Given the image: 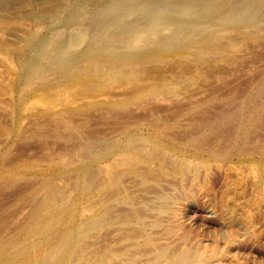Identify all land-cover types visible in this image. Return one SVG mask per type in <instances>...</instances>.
Masks as SVG:
<instances>
[{
    "label": "bare ground",
    "instance_id": "6f19581e",
    "mask_svg": "<svg viewBox=\"0 0 264 264\" xmlns=\"http://www.w3.org/2000/svg\"><path fill=\"white\" fill-rule=\"evenodd\" d=\"M39 1L43 2L44 0H5V1L0 0V11L6 10L11 6L16 7L17 4L18 5L21 4V6L23 5V7L26 6V8H28L29 5L31 6L33 3H36ZM98 1L99 0H78L79 4H81V6L83 8H85L91 4L93 6L94 5L93 3L98 2ZM109 1H113L114 4L118 5L119 7H124L125 3H126L125 2L126 0H109ZM138 1L141 3L142 6L146 7V6H151V5L157 4V3L158 4L161 3V5H162V4H164L163 2L165 0L164 1L163 0H138ZM174 1H176V3H178L179 6H180V4H182L183 5L182 7L184 8V10L178 8L175 10V11H177L175 15H173L171 17H167L165 19L166 20L165 24L167 27H169L168 29L170 30L169 32H171L170 34H168L167 31H166L167 33L165 32L166 35L163 32H162L163 34H161V35L157 33L160 36H155L154 38L152 36L151 40H149L148 39L149 37L145 39L139 33H137L138 32L137 31L134 34L132 33L131 35H129V37L126 40L124 39V42H122L123 40L120 39L121 37L118 35L121 32H119L117 34L120 38L119 37L117 39L115 38V40H112V41H107L108 39L104 40L101 37L100 42L88 44V48L81 55V58H80L81 60H79L78 62H77V59H75L72 56L74 48L72 46H69V47L64 48L62 50V52L64 53L63 55H66V57L65 58L63 57L65 60L62 59V61L61 60L59 61L60 69L56 68V70L48 71L47 68L43 65V63H35L31 66H28V61H29L28 59L33 54L32 48L34 45V41H32V42L28 41L27 43H29V44L28 45L26 44L27 46L25 47V49H23L24 45H22V44H21V47H19V48L23 49L22 51L20 49V51H21L23 61L25 64H24V66L21 64L20 65L23 66V68H24V75L20 76V77L16 76V78L14 80L12 79L13 81L10 83V88L12 89L13 92L14 91L18 92L17 94L19 95V106H20L19 110H21L22 112H26V111L30 112V109H31V114H32L31 117L34 120L33 122H35L37 124V126H36L37 128L41 129L42 128L41 126H43V127L44 126L45 127L50 126V128H52V129L47 130V129H44L45 128L44 127L41 130L49 131V133L46 135L54 137L52 140L56 139L59 142L61 141L62 145L66 144L68 142L69 143L74 142V144H76V142H77V145H75V146H78V143H80L81 145L79 144V146H81V147L82 146H84V147L89 146V144L91 146L92 142L97 140L98 137L100 139H102L100 136H102L104 134L101 135V133L99 131H101V129H102L101 126H102L103 122H104L105 126H107V127L110 124L111 125L113 124L115 127L117 126L116 128L117 129L119 128L118 129L119 136H116L117 135V133H116V135H115L116 138L111 139V138H113V137H111L110 138L111 140L106 142V144H104V145L102 144L104 147L102 146L103 148L102 147L100 148L102 150L98 151V153L96 155H93V156L89 155L90 158L86 156L89 159H87L85 157L86 158L85 160L80 161L77 164H76V162H77L76 161L74 166L73 165L68 166L65 162L66 160L64 161V159H63V156L67 153L66 152L67 149L68 148L70 149L69 146H68V148H67V146H65L66 148L63 147L64 149H61L62 145L60 146L59 150L64 151V153L66 152L65 154H63V152L59 153L58 151H57L58 152L57 153L56 150L52 151L51 149H48V148L45 151V148H44L43 151H45V153H46V155H44V156L47 159L46 161L47 162L49 161L50 168H49V171L47 172V175L42 180L37 182V184L34 185L33 188L27 189V192H28V190L30 191V193L28 194V198H29V201L30 200L32 201L30 204H32V203L34 204V205L32 204L34 209H32L33 211H31L32 214L30 213L31 214V220H28V222H26L21 227L19 234L13 233L15 235H9L8 231H7L8 234L5 232L6 228L7 227L9 228L10 224L8 223V226L6 225V228L3 227L4 226L3 224L5 223L6 219H5V216L4 217L2 216V213H1L2 206L0 205V235L3 236L5 234L2 239L6 238V239H4L5 241L3 240L4 243H1V245H0V264H78V263L89 264L91 262V260L94 261L93 264H108L107 260L109 258H107V257L109 256V254L107 252L103 251V249L105 248L104 246H103V249H101L102 251H99L98 247H96L98 249L97 250L98 252L95 251L96 249L93 250L94 253L91 250L93 255L90 254L91 253L90 250H88L89 252L87 251L89 253V255L86 254L87 252L85 253V248L87 247V244L89 243L88 242L86 244L85 241L88 240L89 237H93L95 235H98L99 233H100L99 236L104 235L101 233V230H102L101 228L102 227L106 228L104 225L112 224L115 221L113 218L115 216L114 214H111L110 215L111 217L108 215L111 213V212L110 213L108 212L109 211L108 207H110V206H108V199H110V198L107 199L106 194H108V196H109V193H111L110 195L111 196L113 195V197L118 196L117 193L119 191V188L121 187V185L124 184L125 180H127L126 177L128 178L129 175L133 176L131 178H134V177L137 178L138 177L137 179L135 178L136 180H138L140 178L141 183H143L145 185V184H147V182L149 180H155L156 182H158L164 178L172 177L173 175H179L178 177H180V176H184L186 174H189L191 172L196 174L201 168H203V167L207 168L208 166H210L209 165V164H211L210 161L214 160V163H215V160L220 159L217 157L218 154L217 155L215 154L216 153L215 151H211V150L208 151L209 148L208 149L206 148L205 142H207L209 140L205 139V138H207L208 136L204 137L206 135V133L203 137L200 136V134L198 132L200 129L199 123H197V122L196 123H189V124H192V127L190 129L191 132H190V130L186 129L185 131L186 132L188 131L190 133L187 136V138H184V139L182 138L183 133H186L184 131V129H183L184 132L182 133V131H181L180 134L176 133V131L179 132L182 129H180L179 131L178 130L174 131V129H172L174 131V133L172 132V134H169L170 132L169 133L167 132L169 134L168 135L167 133H165L162 129H160L157 126L156 123H158V121L157 122L155 121L156 122L155 123L153 121V119H151V122H148L149 120L147 121L149 123L150 129H148V131L143 132L140 129L144 125L143 121H142L143 118H139V117H141L139 115H138L139 117L137 115L134 116L131 111H133L132 108L136 106V110H137V107H139V108L141 107V108H145V109H142L144 111L147 110V112L148 111L154 112L155 110L162 107L160 105L158 107V103L162 102L163 101L162 99H164L168 103V105L171 106L172 103H170V102H172V100H168V99H171V97L173 98V97L179 96L180 94H182L184 92L186 93L188 91H191L192 87L197 88L198 86H200V85H198L199 82L205 81V79L203 80L201 78L203 81H201L199 79L201 76H205V75L210 76L211 75L213 78L212 81L214 80V82L215 81L217 82V80L215 79V77H213V75H215V74L224 75L225 73L226 74L230 73L229 69L232 68L231 66H234L235 64L236 65L233 67L234 69H238L239 67H241L242 65L239 66L241 59L239 57H237L238 54H236L237 52H235V51H237L236 48L238 49V47H236V45L239 42L246 45L248 40L251 37L255 36L254 35L255 30L253 28L255 27V24L257 22V16L260 15L261 13H264V0H236V2L231 6L232 9H234V7H235V10H237L238 8L241 9V7H244L242 9L254 8V9H252L254 13H253V15H249L246 12L244 13L243 12L244 10H240L239 12L232 10L231 12H229V14L231 13V15H232V12L233 13L236 12L234 15V20H237L238 23L240 21H245V23H246L242 27H237V26L233 27V25H232V21H234V20H232L233 17H230L229 14H228V16H227V14L224 15V12H222L220 14L219 19L217 20L220 23V27H222L221 29H223L221 31H216L213 29L202 30V28H200L199 25L191 24L190 22L186 21L185 19H183L179 15L183 11H185L186 9L191 10V9H195L196 7H199V6L206 7L211 3V0H174ZM61 2H62V0H61ZM102 2H104V0ZM165 2H167V1H165ZM167 3L165 5H162V6L165 7L167 5ZM172 3H174V2H172ZM37 5H39V4H37ZM161 5H159V6H161ZM171 5L173 6V4H171ZM98 6H100V5H98ZM100 7H102V5ZM69 8H70V6H69ZM49 9H50V7H49ZM171 9L169 10V12L171 11ZM224 9L225 8H223L222 10H224ZM31 10H33V9H31ZM99 10H101V9H99ZM54 11L55 10H53V15H54V13H56ZM108 11H110V10H108ZM172 11H174V9ZM50 12H51V9H50ZM99 12L102 13V11H99ZM104 12H106V11H104ZM207 12L208 13H206V16H205L206 19L205 20L209 19V17L212 16L211 12H209V11H207ZM47 13H49V12H47ZM88 13L89 12L87 11V15H88ZM74 15H75L74 10L72 8H70L68 11V19L70 20V22L75 20ZM93 16L94 15H92V17ZM261 16H263V15H261ZM114 17L115 16H113V15L111 17H110V15H105L104 18H98V19H94V20L91 19L92 25L88 24V26L90 25L91 29H95V31L98 32L100 36H103L102 34L105 33V29H107L106 27L108 26V24L111 22L117 21V19H114ZM83 19H81V20H83ZM42 20H41V22H42ZM122 20L120 22H122ZM129 20H131V19H129ZM88 21H86V22H88ZM39 22H40V20H39ZM41 22H40V24H41ZM123 23H124V21H123ZM36 24H38V27H40L39 23H36ZM43 24L44 23H42L41 25H43ZM85 26H83V27H85ZM92 26H93V28H92ZM133 26L135 27V25H133ZM256 26H257V24H256ZM123 27L126 28L125 25ZM128 27H130V26H128ZM188 27H190V29L192 28L191 30L193 32L191 33L190 29H189L188 32L191 33V36L189 35L190 38L187 39V37H186V40H185L184 39L185 34H183V30L185 28H188ZM258 27H260V26H258ZM111 28H109V29H111ZM170 28H172V29H170ZM81 29H83V28H81ZM86 29L88 31V28H86ZM128 29H130V28H128ZM125 30H127V29H125ZM259 31H261V30H259ZM110 32H111V30H110ZM113 32H118V31H113ZM124 32L127 33V31H124ZM188 32L186 31V33H188ZM26 33L28 34V32H26ZM108 33L109 32L107 31V34H106L107 36H108ZM17 34H18V32H17ZM22 34H25V33H22ZM111 34H113V33H111ZM154 34H156V33H154ZM125 35H127V34H125ZM19 36H17V37L20 39ZM30 36H32V35L30 34ZM54 36H56V34ZM54 36L52 38H54ZM81 36H82V34H81ZM80 37H79V39H80ZM115 37H116V35H115ZM123 37H125V36L123 35ZM21 38H23V37H21ZM57 38H58V36L55 37L53 40H55ZM83 41H84V39H83ZM250 41L248 43H252V41L251 42ZM6 42H8V41H6ZM78 42L76 44H78ZM119 42H121L123 45H125V47L121 46V48H124L123 50H121V48L118 47ZM258 42H259V40L257 41V43ZM262 42L264 45V41H262ZM163 43L168 44L169 51L164 52L162 50V48H160V47H162ZM117 44H118V46H117L118 48L116 47ZM72 45H74V44H72ZM248 45H249V47H251V44H248ZM248 45L243 46V47H247ZM9 46H10V44H9ZM254 46L256 47V45H254ZM166 47H167V45H166ZM100 48H102V49H100ZM256 48H258V47H256ZM13 50H15V48ZM238 50H241V49H238ZM0 51L2 52L1 49H0ZM3 51H5L4 53L6 55L5 56L6 58L4 57L5 58L4 61L8 65L7 67L9 69L6 71L7 72L10 71L11 74H16V70H15L16 65L14 66V64L12 63V60H10V59L15 60L14 56H16L17 53H19V50L16 49L17 52L14 55L11 53V51L9 50V48L7 47V44H6V49H4ZM252 51H253V48H252ZM259 51L262 52L263 50L260 49ZM93 52H98L100 54H95ZM247 53L249 54L250 51ZM248 54H245V55H248ZM11 56H12V58H11ZM238 56L241 57V55H238ZM248 56H250V55H248ZM253 56H255V55H253ZM32 57L35 60L34 56H32ZM243 57L245 59L246 56L243 55ZM4 58L2 56L1 59L3 60ZM54 58L56 59V57H54ZM258 58H260V57L258 56ZM253 59H251V60H253ZM150 61H154L155 65L153 66V64H152L153 67L150 65L151 63L148 64V62H150ZM253 64H256V62ZM54 66H55V64H54ZM259 66L260 65L258 64V67ZM242 67H244V66H242ZM247 67H248V65H247ZM240 69L242 70L245 68H240ZM251 69H252V67H251ZM256 70H258V69H256ZM261 70H262V68H261ZM226 71H229V72H226ZM69 72L72 73L73 76L71 75L70 79L66 80L64 78V75H66ZM234 72H236V71H234ZM241 74L243 76V73H241ZM44 78L47 79L45 82L42 81L40 84L36 85L38 83V81H41L42 79L44 80ZM256 78H257V75H256ZM260 79H261V77H260ZM218 81H222V80L219 79ZM250 81H252V83L249 82V84L250 85L252 84V86L247 84V86H249V88L247 87L249 90L247 89L248 91H246V94L241 92L244 94V96H242V94H240L238 92L240 89H237L238 91L236 93H238L240 95V98L242 96V98L240 101H238L239 98H236L237 99L236 101H238L236 106L233 105V107L230 108L229 110H226V107H224V111H223V109H222V111H218L220 109V106H218L219 107L218 110L215 108V110H217L215 112V114L213 116H211L212 115L211 114L209 117V118H212L214 116L217 117V118H215L216 122H209L213 119L212 118V119H209L208 123L207 122H201L200 125L202 124V125L208 127L209 129L212 128L213 134L215 136L216 135L219 136L220 138H223V139L225 138L227 140L228 136L233 137V140L231 138V141L234 142V146L232 145L233 147L232 146L231 147L233 148L234 151L242 153L244 151L249 150V152L251 151L250 153L252 154V150H250L249 149L250 146H248L249 142H247L245 140V137L251 136L250 134L252 133V131L250 128L253 125L252 122H254L253 121L254 117L258 116L259 118H262L263 120L261 119V121L264 122V79L259 81V83L257 81L256 84L253 83V80H250ZM224 82H226V80ZM244 82H246V80ZM209 83H210V81H209ZM195 84H197V86ZM230 84H231V82H230ZM214 85H216V84H214ZM220 85H222V84H220ZM210 86H211V84H210ZM217 86L219 87V85H217ZM212 87H210V88H212ZM220 88L221 87H219V89ZM233 88H234V86H233ZM237 88H239V87H237ZM214 90L216 91V88ZM244 91H245V89H244ZM202 92H201V95H203ZM204 92H205V90H204ZM215 93H217V92H215ZM227 93H229V92H227ZM196 94H197V92H196ZM238 94L237 95L235 94V95L237 97H239ZM179 97H178V99H180ZM205 97H208V96H205ZM213 97H214V95H213ZM183 99H184V97H183ZM167 100L170 102H168ZM187 100H186V102H187ZM174 101H175V99H174ZM186 102H185V104L187 107L188 105ZM176 103H177V101H176ZM181 103L184 104L183 101L181 102V100H180L179 104L182 105ZM191 103H194V102H192V100H191ZM191 103H189V104H191ZM210 103H208V104H210ZM212 103H214V102H212ZM233 103H235V101ZM38 104H39V106H40V104H41V106L43 104V106H42L43 108L42 107L39 108ZM173 104H175V103L173 102ZM177 104H175V105L177 106ZM230 104H232V103H230ZM161 105L164 106L165 105L164 102ZM175 105H173L174 111H175V107H176ZM217 105L218 104L213 105V106H217ZM210 106H211V104H210ZM183 107H185V106H183ZM183 107H182V109H183ZM141 108L139 110H141ZM168 108H170L169 110H171V107L168 106ZM180 108H181V106H180ZM189 108H191V107H189ZM208 108L210 109V107H208ZM165 109H166V107L164 108V110ZM184 109L186 111V108H184ZM247 109H250V111H251V112H249L250 114L246 113V111H248ZM160 110H157V112ZM204 110H205V108H204ZM172 111H173V109H172ZM213 111H214V109H213ZM133 112H136V111H133ZM141 112L142 111H140V112L138 111L139 114ZM203 112H202V114L204 116ZM155 113H156V111L154 112V114ZM145 114H146V112H145ZM148 114H149V112L147 113V115ZM158 114H160V113H158ZM200 114H201V112H200ZM190 115H192V114H190ZM196 115L197 114H195V117H196ZM199 115H198V118H199ZM206 115H208V113ZM22 116H23V114H22ZM143 116H145V115H143ZM152 116L154 117V115H152ZM155 116H157V115H155ZM147 117H149V115ZM147 117L145 120H147ZM20 119H21V117H19V119L16 123V127H14L15 128L14 136L16 138H20V136L22 135V132H24V131H22L24 126L20 125ZM171 119H172L171 121H173L175 118L174 119L171 118ZM182 119H184V118H182ZM194 119L196 121V118H194ZM203 119L201 118V121H203ZM158 120H159V118H158ZM171 121H168V122H170L169 125H171ZM186 121H190L189 119H187V116H186ZM92 122H95L96 127H97L98 123L99 124L102 123V124H100V128H99L100 130L98 129L99 131H96V129H92L91 126H89L90 123H92ZM105 122L106 123L108 122L110 124H108V123L106 124ZM159 122H160V120H159ZM104 124H103V126H104ZM160 124H161V122H160ZM160 124H158V125H160ZM178 124H179V122H178ZM259 124H260V122H258V125ZM181 125H183V124H181ZM254 125H256V123ZM254 125L252 127L253 129L255 127ZM204 126H202V127H204ZM36 127L34 126L35 129H36ZM105 129H106V127H105ZM107 129H109V128H107ZM166 129H167V127H166ZM260 130H262V129H260ZM34 131L35 132H32V133H36L37 131H39L38 134H41V131L39 129L34 130ZM248 131L250 134L248 133ZM29 132H27V133L25 132V133L28 134ZM254 132H256V134H258L257 130ZM25 133H23V134H25ZM45 133H47V132H45ZM247 133H248V135H247ZM262 133H264V132H262ZM114 134H115V132H114ZM207 134L209 135V133H207ZM211 134L212 133H210V135ZM106 135H108V133ZM186 135H184V136H186ZM210 135H209V137H210ZM214 135H212L213 138H216V137H214ZM180 136H181V138H179ZM212 136H211V140H212ZM258 139H259V137H258ZM46 140H48V139H46ZM49 140H51V138ZM226 140H223V142L221 143L222 147L219 148V146H217V149L218 148L220 149V153H223L225 155L224 156L225 158L230 154V152H232V151H229L228 149H226V148H229L228 145L224 146L223 143ZM247 140H249V138ZM251 140L252 139L250 138V141ZM46 142H45V144L43 142L42 143H43V145H45V147H46V145H47V147H49L47 144L48 142L47 143ZM59 142H57V143H59ZM252 142H250V143L252 144ZM20 143H22V142H20ZM26 143L28 144V142H26ZM26 143L24 142V146ZM208 143L212 144L211 141H209ZM208 143H207V146L209 145ZM16 145L18 146V143ZM218 145H220V142ZM28 146H30V145H27V147ZM52 146H54V144ZM75 146L73 145L72 147H75ZM210 146H213V145H210ZM22 147H23V145H22ZM38 147H39V145H38ZM43 147H42V149H43ZM72 147L70 149L71 151L73 150ZM224 147H226V148H224ZM78 148H80V147H78ZM18 149H19V147H18ZM75 149H77V147ZM189 149H192L194 152V153H192L193 155H191V158H189V155L186 153V150H189ZM217 149H215V150H217ZM252 149H254V148H252ZM255 149H257V148L255 147ZM257 150H259V149H257ZM22 152H23V150H22ZM253 152H254V150H253ZM9 153H10V151H9ZM43 154L44 153H42V155ZM55 154H58L59 156H57V158H60V160L57 163L54 162V159H55L54 155ZM68 154H69V152H68ZM68 154H66V155H68ZM15 155H13V156H15ZM19 155H20V153H19ZM232 155H234V154H231V156ZM37 157H39V156H37ZM235 157L237 158V156H235ZM26 158H27V156H26ZM239 158L237 160H239ZM7 159H9V158L7 157ZM30 159H32V158L30 157ZM222 159H223V156H222ZM11 160H13V159H11ZM109 160H113L115 163L118 164V166H117V164L116 165H114V164L109 165L108 164ZM106 161H108L107 164L109 165V167L106 166V168H104V166H102L104 168L103 169L101 167L103 169V171H100L97 169L100 173H102V172L104 173L105 179L101 180L100 179L101 176H99V179H97V181H95L94 175L95 174L98 175L99 172L96 171V172H98V174L96 172L94 173V171L96 170V168H94V167H97V166H99L98 164H100L102 162H106ZM6 162L7 163L10 162V159H9V161H6ZM13 163H15V162H13ZM216 163H217V161H216ZM29 164H30V162H29ZM6 165H9V164H6ZM31 165H32V163H31ZM35 165H37V164H35ZM1 166H3V164ZM251 167L253 170H257L258 173H260V178L257 182V186H259L260 184H262V181L264 180V171L262 170L263 167L261 168L260 165L256 162H252ZM93 169H95V170H93ZM0 170H1V168H0ZM33 170H34V166H25L23 168L16 169L12 173H7L4 175L1 174L0 175V182L5 177H7L8 179H14L15 180V178L18 176H28V175L32 174ZM68 173L72 174V175L69 174L70 177L71 176L73 177L74 175H76V180H77V178L79 180V183L77 181L78 185L76 182L72 183V184H75V188L78 187L75 190V192H74V188H73L74 186L68 185L70 183L69 179L66 178L68 175L65 176ZM33 175H35V174H33ZM255 175H256V173H255ZM36 176L34 177V179L36 178ZM64 176L68 180V184L66 183L67 182L66 180L65 181L62 180V178H64ZM26 178H27L26 181H28V183L31 184V182L33 180L29 182V180H28L29 178L28 177H26ZM74 178H75V176H74ZM74 178L72 180L75 181ZM140 179L138 180L139 182H140ZM182 179H184V177H182ZM14 180H12V181H14ZM24 180L25 179H23V181ZM98 180H101L103 182L98 181ZM23 181H20V182L22 183ZM63 181H64V183H66L70 187L69 189L73 190L74 195H72V196L70 195L72 193L71 190L69 191L67 189L71 193L67 192V190L63 191L64 188L67 186L66 184L63 185ZM137 182L135 184H137ZM60 183H61V185H60ZM168 183H170V182H168ZM6 184L7 183L4 184L5 190H6ZM10 184H8V186ZM93 185H96L95 186L96 190L98 189L96 192L97 195L96 196L93 195L94 199H90L91 191H93L92 189H95V188H93L94 187ZM16 186L18 187V185H16ZM2 187H1V189L4 190L3 189L4 187L3 188ZM29 187H30V185H29ZM14 188L16 189V187H14ZM20 188L22 189V185ZM121 188H123V187H121ZM143 188H145V187H143ZM2 190H1L0 197L4 194V193L2 194ZM141 190H142V188H141ZM62 191H63V193H62ZM18 192H19V190H18ZM14 193H15V191H14ZM66 193H69L70 196H68V195L65 196ZM23 195L25 196V195H27V193L22 194L21 196H23ZM10 196H11V194H10ZM10 196L8 195L6 197H10ZM21 196H20V198H21ZM25 197H27V196H25ZM144 197H146V196H144ZM20 198L17 197L16 200L17 199L20 200ZM133 198L134 197L129 195V193H128L127 195L119 197L118 199H120L124 202H127V203L136 204L134 201H136L137 199L134 200L135 198L134 199ZM1 199H2V197H1ZM1 199H0V201H1ZM8 199L10 200L8 204H11V201L13 199L12 200L10 198H8ZM8 199H7V201H8ZM24 199H26V198H24ZM24 199L22 201L20 200L21 202L20 201L19 202L20 203H22L23 201L25 202ZM14 200H15V196H14ZM18 200H17V202H18ZM7 201H6V203H7ZM3 203H4L3 208H5L6 203L5 202H3ZM12 203H13V205L16 204V203H14V201ZM25 203L29 204V202L28 203L25 202ZM8 206H10V205H7V207ZM14 206L17 207V205H14ZM22 206H23V204H22ZM30 207L31 206H29V208ZM10 209L12 210V207ZM14 209H15V207H14ZM87 209L91 212V215L89 217H85L86 216L85 211ZM11 210H8V213H6L7 215L5 214L6 217L11 218L13 212L15 214L16 210L15 211L12 210L13 212L10 213ZM28 212H30V211L27 210V213ZM16 213H18V212H16ZM24 213H26V211ZM122 213H124V212H122ZM8 214H10L11 217L8 216ZM144 214L145 213H143V215ZM27 215L25 216V214H24V217H27ZM141 215H142V212H141V214H139L138 210H136L133 214L129 215V217L127 216L128 218L126 217L125 219H123L124 217H121L122 219L121 218L120 219L124 223H127V222H129L130 219L132 220V218H135L137 220L141 219L142 218ZM14 216L18 217L17 215H14ZM16 220H17V218H16ZM7 221H9V220H7ZM14 221H15V219H14ZM19 221H21V220H19ZM23 221L24 220L22 219V221L19 223H21V225H22ZM132 221H136V220H132ZM16 222L13 223V225H11V226H13L15 228L14 224L16 225L18 223V222L17 223ZM123 222H121V223H123ZM117 223H118V221H117ZM5 224H7V222ZM11 224H12V222H11ZM17 227H19V225ZM2 228H4L3 231L5 230L3 234H2ZM11 229H10V232H13V231H11ZM16 229H18V228H15V230ZM139 229L141 230V228H139ZM136 232H138V231H136ZM103 233H105V232L103 231ZM108 233H110V232H108ZM134 233H135V231H134ZM141 233H143V232H141ZM137 234H135L134 236H136ZM129 235H131V233ZM132 236H130V237H132ZM106 237L108 238V236H106ZM102 238H104V237H102ZM99 241L100 240H98V242ZM141 242H142V240H141ZM90 244H91V242H90ZM90 244H88V245H90ZM93 244L94 243L92 242V245ZM105 245H107L106 247H108V241H107V244H105ZM101 247H102V245H101ZM90 255H91L92 259H89ZM164 256H165L164 251H162V250H160L158 252V255H156L157 260H159L160 258H162ZM207 256H209V255H206L203 253H198L196 256V261L198 262V264H207L206 263ZM178 260H180V262L182 264H185V262L187 260L186 255L184 253H182L179 256ZM170 262H172V260ZM155 263L156 262H154L153 264H155Z\"/></svg>",
    "mask_w": 264,
    "mask_h": 264
},
{
    "label": "rangeland",
    "instance_id": "374dc122",
    "mask_svg": "<svg viewBox=\"0 0 264 264\" xmlns=\"http://www.w3.org/2000/svg\"><path fill=\"white\" fill-rule=\"evenodd\" d=\"M102 1L103 0H99L98 2L93 3L94 4L93 6L91 4V5L87 6L88 8L87 7L83 8L81 6V4H79L78 0H62V2H61V0H44L43 2L39 1V2L33 3L31 5L32 7L29 5V7L27 6L28 8H26V6L23 7V5L21 6V4H19V5L17 4L16 7L11 6L6 10L0 11V49L2 50V52L0 51L1 52L0 53V59L2 58V56H3V58L6 56L4 53L5 51H3L4 49H6V44H7V47L9 48V50L11 51V53L14 55L17 52L16 49L19 50V53H17L16 56H14L15 60L10 59V60H12V63L14 64V66L16 65V67H15L16 74H11L10 71L9 72L6 71V70H9L7 67L8 65L4 61L6 57L3 60L2 59L0 60V168H1L0 175L12 173L16 169H18V168L20 169V168H23L25 166H34V170H33L32 174H30L28 176H18L15 178V180L14 179H8L7 177H5L0 182V194H1V190H2L1 187L2 186L4 187V188L2 187L4 189V190H2V194L4 193L1 196L2 199L0 197V199H1L0 205L2 206L1 213H2L3 217L5 216V219H6L5 223L7 222V224H5V223L3 224L4 225L3 227L6 228V225L8 226V223H9L10 224L9 228L10 229L12 228L11 231H13V232H10V229L7 227L8 229L6 228V231L5 230L4 231L7 234L9 232V235L19 234L21 227L26 222H28V220H31V214H32L31 211H33L32 209H34L33 208L34 204L33 203H32L33 205L30 204L32 201L31 200L29 201L28 194L30 193V191L28 190V192H27V189L33 188V186L36 185L37 182L42 180L47 175V172L49 171L50 163H49V161L48 162L46 161L47 159L44 156V155H46L45 151L47 148L51 149L52 151L56 150V152L58 151L59 153L63 152V154H65L66 152H67L66 154H68V152H69L68 155L65 154L63 156V159H64V161L66 160L65 162L68 166H72V165L74 166L76 161H77L76 162V164H77L80 161L85 160L87 157L90 158V156L96 155L98 153V151L102 150L100 148L104 144H106V142H108L111 139L116 138V136H119V134H118L119 128L117 129L116 128L117 126L115 127L112 124L114 126L113 127L110 123L107 122L108 124H110L107 127V126H105V124L103 122L104 126L102 123H100V124H102V126H101L102 129H101V131H99L100 130L99 129L100 124L99 123L97 124V127H98L97 128L95 126V122H92V123H90L89 126H91L92 129H96V131H99L101 133V135L104 134V135L100 136L102 139H100L98 137L97 140L92 142V144H91L92 147L90 146V144H89V146H86V147L82 146L81 147V146H79L80 143H78V146H75V145H77L76 141H75L76 144H74V142H72V143L68 142V143H66L67 145L66 144L62 145L61 141H60L61 143L59 141H57L56 139H54L55 140L54 141V140H52L54 137L46 135L49 133V131H47V130L52 129V128H50V126L49 127L44 126L45 128L43 126H41L42 127L41 129L44 128L47 130H41L40 128L36 127L37 124L35 122H33L34 120L31 117L32 116L31 109H30V112L29 111L22 112L21 110H19L20 109L19 95L17 94L18 92L12 91V89L10 88V83L16 78V76L20 77V76L24 75L23 66L25 63L23 61L21 51L23 49H25V47L29 44L27 42L28 41L29 42L34 41V45L32 48L33 54L32 53L31 54L35 58V60H34L33 57L30 56V58L28 59L29 60L28 66H31L35 63H43V65L47 68L48 71L56 70V68L60 69L59 61L60 60L62 61V59L65 60L64 58L66 57V55H63L64 53L62 52V50L64 48L72 46L74 48L72 56L75 59H77V62H78L79 60H81L80 59L81 55L88 48V44L100 42L101 37L104 40L108 39L107 41H112V40H115V38L117 39L120 36L121 38L120 37L119 38L123 40L122 42H124V39L126 40L129 37V35H131L132 33L134 34L137 31H138L137 33H139L143 38L146 39L149 37L148 38L149 40H151L152 36H153V38L155 36H160L161 34L165 33L166 31L168 32V34H170L171 32H169L170 31L168 29L169 27H167L165 24V22H166L165 19L167 17H171V16L175 15L177 12L175 10L178 8L184 10V8L182 7L183 5L180 4V6H179V4L176 3V1H174V0H165L168 3L163 0L164 4H162V5H165L166 3L168 5V6L166 5L165 7H163L161 5V3L160 4L157 3V4H153L151 6L145 7V6H142L138 0H126L124 7H119L118 5H115L113 1H109V0H106V1L104 0V2H102ZM172 2H174V3H172ZM235 2H236V0H211V3L206 7L199 6V7H196L195 9H191V10L186 9L185 11L182 12L183 14L181 13L179 15L183 19H185L186 21L190 22L191 24L199 25V27L202 28V30L213 29L216 31H221L223 29H221L222 27H220V23L217 20L219 19L220 14L222 12H224V15L227 14V16H228L229 12H231L232 10L238 11V12L240 10H244L243 12L244 13L246 12L249 15H253V13H254L252 10L254 8H249V9L245 8L246 9L245 10V9H242L244 7H241V9L238 8L237 10H235V7H234V9H232L231 6ZM37 4H39L40 6ZM171 4H173V6ZM98 5H100V6L102 5V7L103 6L104 7L102 8ZM159 5H161L163 8ZM48 6L50 7L51 12H50V9ZM69 6H70V8H72L74 10V14H75L74 15L75 20L72 22H70V20L68 19V11L70 9ZM106 8L107 9L109 8L108 10H110V11H108ZM223 8H225V9L222 10ZM31 9H33V10H31ZM99 9H101V10H99ZM170 9H171V11L174 9V11L169 12ZM53 10H55L54 12H56V13H54V15H53ZM87 11L89 12L88 15H87ZM99 11H102V13ZM104 11H106L107 13ZM207 11L211 12L212 16L209 17V19L205 20L206 19L205 18L206 13H208ZM47 12H49V13H47ZM235 13L236 12H234V13L232 12V15H231V13L229 14L230 17H233L232 20H234ZM92 15H94V16L92 17ZM105 15H110V17L113 15V16H115L114 19H117V21L109 23L108 26L106 27L107 29H105V33L102 34L103 36H100L99 33L95 31V29L90 28L91 27L90 25H92V20L98 19V18H104ZM261 15H263V16H261ZM80 18L83 20H81ZM129 19H131V20H129ZM39 20H40V22L42 20L41 24L42 23H44V24L41 25ZM85 20L86 21L89 20V21L86 22ZM121 20H122V22H120ZM123 21H124V23H123ZM234 21H232L233 27L234 26L242 27L246 24L245 21H240L239 23L237 20H234ZM36 23H39L40 27H38V24H36ZM88 24H90V25L88 26ZM256 24H257V26H256ZM256 24H255V27L253 26L254 28L252 27L256 31V32L254 31L255 36L251 37L248 40V42L251 40L252 43L247 42V44H246V45L251 44V47H249V45L247 47H243L246 45L242 44L240 42L237 44L238 46L236 45V47H238V49L242 50L241 51V50H238L236 48L237 51H235V52H237L236 54L241 55V57L237 55V57H239L241 59V62H240L241 64L239 63V66L242 65L244 67H242V66L239 67L237 65L239 68L234 69L233 67L236 65L235 64L234 66H231L232 68H230V67H229L230 69L228 68L230 73H227V74L225 73L224 75H218V74L213 75V77H215V79L217 80V82L215 81L216 83L214 82V80L212 81L213 78L211 75H210L211 77L208 75L207 76L206 75L201 76L199 79L201 81H203L205 79V81L199 82L200 81L199 80L198 81L199 84L198 83L197 84L200 86H198L197 88L192 87L191 91H188L186 93L184 92V93L180 94L179 95L180 97L176 96L177 98L171 97V99H168V100H172V102L167 100L168 102L172 103L171 106L168 105V103L164 99H162L163 101L160 103L163 104V102H164L165 105L167 104L166 106L164 105L166 107V109L164 110L165 107L163 105H161L160 103H158V107L160 105V106H162L161 107L162 109L161 108L157 109V110L161 109L158 112H157V110H155L156 111L155 114H154L155 111L154 112L148 111L149 117H147L148 116L147 110L146 111L142 110L145 108L140 107L141 110H139L140 108L137 107V110H136V106H135L132 108V110L136 111V112L131 111L134 116L139 115V116H141V117L138 116L139 118H143L142 121H143V124L145 126L143 125L141 128L139 127L141 129V131H143V132L148 131V129H150L148 122H151V119H153L154 122L158 121V123L155 122L157 124V126L160 129H162L165 133L170 132L169 134H172V132L174 133V131H176V130L179 131L180 129H182V130H180L179 132L176 131V133L180 134L181 131L183 133L186 129H188V130L191 129L192 124H189V123H196V122L199 123L200 129L198 132H199L201 137H203L205 135V133H206V135L204 137H207V136L209 137L210 133H212L209 138L208 137L205 138V139H208L209 141L212 142V144L208 143L209 141L205 142L206 148L207 149L209 148L208 151L209 150L215 151L216 152L215 154L216 155L218 154L217 157L220 159L215 160V163H214V160L210 161V163H211V164H209L210 166H208L207 168H205V167L201 168L197 172L198 174L191 172L189 174H186V175L180 176V177H178L179 175H173L172 177L164 178L158 182H156L155 180H149L147 182V184H145V185L143 183H141L140 178H139L140 182L138 181L139 179L136 180L138 177L137 178L136 177L131 178L133 176H130V175L128 176V178L126 177L127 180H125L124 184L121 185V187H123V188H121V187H120L121 189L119 188V191L117 193L118 196L113 197V195L112 196L110 195L111 193H109V196H108V194H106V198L107 199L110 198V199H108V206H110V207H108V209H109L108 212L109 213L111 212V213L108 215L110 216L111 214H114L115 216L114 217L112 216V217L114 218L115 221L112 224L104 225L106 228H104V227L101 228L102 229L101 233L104 235L99 236L100 235V233H99L98 235H95L93 237H89L88 240L85 241L86 244L88 242H89L88 244H90V242H91L90 245L87 244V247L85 248V253L88 250H90V252H91V250L93 251L94 249H96L95 251H97L98 249H99V251H102L101 249H103V246H104L105 248L103 249V251H105L109 254V256L107 257V258H109L107 260L108 264H150V263L153 264L154 262H156L155 264H182L180 262V260H178L179 256L182 253H184L186 255L187 260H186L185 264H198V262L196 261V256L198 253H203V254L209 255V256H207V259H206L207 264H264V180L262 181V184L257 186V182L260 178V173H258L257 170H253L251 167V163L256 162L260 165L261 168L263 167L262 170L264 171V138H263L264 133H262V132H264V122L261 121L262 118H259L258 116L254 117L253 118L254 122H252V123H253V125L256 123V125H254L255 130L252 128L253 127V125H252L250 128L252 133L250 134L248 131V133L252 137L251 136L245 137V140L247 142H249L248 146H250L249 149L252 150V154L250 153L251 151L249 152V150L244 151L242 153L234 151L232 148L234 146V142L231 141V138L233 140V137L228 136L227 140L225 138L224 139L220 138L219 136H217V135L215 136L213 134L212 128L209 129L208 127H206L202 124L200 125L201 122H207L208 123L209 119H212V118L213 119L209 122H216L215 118H217V117H215V116L212 118H209V117L211 114H212L211 116H213L215 114V112L219 109L218 106H220V109L218 111H222V109L224 111V107H226V110H229L230 108L233 107V105L236 106L237 102L240 101L242 96H244V94H246V91L249 90L248 89L249 86H247V84L250 85L249 82L252 83V81H250V80H253V83L256 84L257 81L259 83V81L264 79L263 78L264 77V63H263L264 62V56H263L264 55V47H263L264 45L262 42V41H264V29H263L264 28V13H261L260 15L257 16ZM124 25L126 26V28L123 27ZM133 25H135V27ZM83 26H85V27H83ZM128 26H130V27H128ZM258 26H260V27H258ZM81 28H83V29H81ZM86 28H88V31ZM92 28H93V26H92ZM109 28H111V29H109ZM128 28H130V29H128ZM125 29H127V30H125ZM170 29H172V28H170ZM189 29H190V27L185 28L183 30V34H185V36H184L185 40H186V37H187V39L190 38L189 35L191 36V33L193 32L191 30L192 28L190 29L191 33L188 32ZM110 30H111V32H110ZM121 30L127 31V33L124 31L122 32ZM259 30H261V31H259ZM107 31L109 32L108 36L106 35ZM113 31H118V32H113ZM186 31L188 33H186ZM17 32H18V34H17ZM26 32H28V34ZM119 32H121V33H119ZM22 33H25V34H22ZM111 33H113V34H111ZM154 33H156V34L158 33L160 35H158V34L156 35ZM166 33H165V35H166ZM30 34L32 36H30ZM55 34H56V36H54ZM81 34H82V36H81ZM125 34H127V35H125ZM115 35H116V37H115ZM123 35L125 37H123ZM17 36H19L20 39ZM53 36H54V38L58 36V38L55 39L56 41L53 40L54 39V38H52ZM78 36L80 37V39ZM21 37H23V38H21ZM28 38L29 39L31 38V39L29 40ZM83 39H84V41H83ZM258 40H259V42L260 41L261 42L257 43ZM6 41H8V42H6ZM77 42H78V44H76ZM9 44H10V46H9ZM21 44L24 45V47L22 46L23 49L19 48V47H21ZM72 44H74V45H72ZM118 44H119V46H118ZM118 44L116 45V47L117 46L119 48H121V46L125 47V45H123L121 42H119ZM163 44H162V47H160V48H162V50L164 52L169 51L168 44H166V43H163ZM166 45H167V47H166ZM254 45H256V47H258V48H256ZM14 48H15V50H13ZM252 48H253V51H252ZM20 49H21V51H20ZM100 49H102V48H100ZM123 49L124 48H121V50H123ZM260 49L263 51L262 52L259 51ZM249 51H250V53L248 54L247 52H249ZM93 53L100 54L98 52H93ZM245 54H248L250 56L245 55ZM243 55L246 56L245 59H244ZM253 55H255V56H253ZM258 56L260 58H258ZM54 57H56V59ZM11 58H12V56H11ZM251 59H253V60H251ZM255 62L257 65L253 64ZM149 63H151L150 64L151 66H152V64H153V66L155 65L154 61H150V62H148V64ZM20 64L23 66H21ZM54 64H55V66H54ZM251 64L254 67L255 66L256 67L254 68ZM258 64L260 65L259 67H258ZM247 65H248V67H247ZM251 67H252V69H251ZM240 68H245V69H242L243 70L242 71ZM261 68H262V70H261ZM256 69H258V70H256ZM229 71H226V72H229ZM234 71H236V72H234ZM241 73H243V76ZM66 75H64V78L66 80H68V79H70L72 73L69 72ZM256 75H257V78L259 80L256 78ZM260 77H261V79H260ZM238 78L239 79L241 78V79L239 80ZM219 79L222 81H218ZM46 80L47 79L44 78V80L42 79L41 81H38V83L36 85L40 84L42 81L45 82ZM225 80H226V82H224ZM245 80H246V82H244ZM209 81H210V83H209ZM230 82H231V84H230ZM197 84H195V85L197 86ZM210 84H211V86H210ZM214 84H216V85H214ZM220 84H222V85H220ZM217 85H219V87H221V88L219 89V87ZM233 86H234V88H233ZM236 86L239 88H237ZM250 86H252V84ZM210 87H212L213 89ZM215 88H216V91L214 90ZM237 89H240V90L238 91ZM244 89H245V91H244ZM204 90H205V92H204ZM214 91L217 93H215ZM237 91L240 94H242L241 98H240V95L238 93H236ZM196 92H197V94H196ZM201 92L203 95H201ZM227 92H229L230 94ZM241 92H243L244 94ZM235 94L236 95L238 94L239 97H237ZM181 95L184 97V99ZM204 95L208 96V97H205ZM213 95H214V97H213ZM178 97L180 99H178ZM236 98H239L238 101H236L237 100ZM174 99H175V101H174ZM180 100H181V102L183 101L184 104L181 103L182 105H180L179 104ZM186 100H187V102H186ZM191 100L194 103H191ZM176 101L178 104L176 103ZM234 101H235V103H233ZM173 102L175 104H177V106L175 104H173ZM185 102L188 105L187 107H186ZM188 102L191 104H189ZM212 102H214V103H212ZM208 103H210L211 106ZM230 103H232V104H230ZM216 104H218V105L213 106ZM173 105L176 106L175 111H174ZM38 106H39V104H38ZM42 106H43V104H42ZM42 106L40 104L39 108ZM168 106L171 107V110H169L170 108H168ZM180 106H181V108H180ZM183 106H185V107H183ZM182 107H183V109L186 108V111H185V109L183 110ZM189 107H191V108H189ZM208 107H210V109ZM204 108H205V110H204ZM215 108L217 110H215ZM172 109H173V111H172ZM213 109H214V111H213ZM247 110L248 111H246V113L250 114L249 113V112H251L250 109H247ZM138 111L139 112L144 111V112L143 113L141 112L140 113L141 115H140L138 113ZM145 112H146V114H145ZM200 112H201V114L203 112L204 116H203V114L201 115ZM158 113H160V114H158ZM207 113H208V115H206ZM22 114H23V116H22ZM190 114H192V115H190ZM195 114H197L196 117H195ZM143 115H145V116L147 115L146 116L147 120H145L146 117ZM152 115H154L155 118ZM155 115H157V116H155ZM198 115H199L200 119L198 118ZM186 116H187V119H189L190 121H186ZM19 117H21L20 125L24 126V128L22 129V131H24V132H22V135L20 136V138H16L14 136V134H15V128L14 127H16V123H17ZM158 118H159L162 125L160 124ZM171 118H173V119L175 118V119L173 121H171L172 120ZM182 118H184V119H182ZM194 118H196V121ZM201 118L202 119L204 118L205 120L203 119V121H201ZM167 120L171 121V125H169L170 122H168ZM257 121L260 122L261 125L260 124L258 125ZM178 122H179V124H178ZM158 124H160V125H158ZM181 124H183V125H181ZM34 126L36 127V129L34 128ZM202 126H204V127H202ZM105 127H106V129H105ZM166 127H167V129H166ZM107 128H109V129H107ZM259 128L262 130H260ZM37 129H39L41 131V134H38L39 131L36 132L38 135L36 133H32V132H35L34 130H37ZM172 129H174V131ZM183 129H184V131H183ZM256 130H257L258 134H256V132H254ZM25 132L26 133L29 132V133L26 134ZM45 132H47V133H45ZM114 132H115V134H114ZM190 132H191V130H190ZM190 132L187 131L186 133H183V135L181 134L182 138L183 139L187 138V136L189 135ZM23 133H25V134H23ZM105 133L106 134L108 133V135H106ZM116 133H117V135H116ZM207 133H209V135ZM248 133H247V135H248ZM184 135H186V136H184ZM212 135H214V137H216V138H213ZM211 136H212V140L214 139L213 141L211 140ZM49 137L51 138V140H49L50 139ZM111 137H113V138H111ZM258 137H259V139H258ZM179 138H181V136ZM248 138H249V140H247ZM250 138L252 139L251 141H250ZM46 139H48V140H46ZM222 139L226 140L223 143L224 146L228 145V147H229V148H226V147H224V148L233 152V153L230 152V154L226 158L224 157L225 155L223 153H220V149H219L220 147H222V145H221V143L223 142ZM40 140L44 144L47 141L48 143L47 142L46 143L48 144V146L50 148L47 147V145L45 147V145H43V143ZM20 142H22V143H20ZM24 142L25 143L28 142V144L26 143L24 146ZM57 142H59V143H57ZM219 142H220V145H218ZM250 142H252V144ZM17 143H18V146L16 145ZM207 143L209 144L208 146H207ZM53 144H54V146H52ZM22 145H23V147H22ZM27 145H30V146L27 147ZM38 145L40 148L38 147ZM61 145H62L61 149L66 148L65 146H67V148L69 146L70 149L73 145L75 147H72L73 152L68 148L69 150L67 149V151L64 153V151L59 150ZM210 145H213V146H210ZM217 146H219V148H218L219 150L217 149ZM18 147H19V149H18ZM42 147H43V149H42ZM76 147H77V149H75ZM78 147H80V148H78ZM255 147L259 150L255 149ZM44 148H45V151H43ZM252 148H254V149H252ZM215 149H217V150H215ZM22 150H23V152H22ZM253 150L255 153L253 152ZM9 151H10V153H9ZM19 153H20V155H19ZM42 153H44V154L42 155ZM186 153L189 155V158H191V155H193L192 153H194V152L192 149H189V150H186ZM231 154H234V155L231 156ZM13 155H15V156H13ZM26 156H27V158H26ZM37 156H39V157H37ZM57 156H59V155L58 154L54 155V158H55L54 162L55 163H57L60 160V158H57ZM222 156H223V159H222ZM235 156H237V158ZM7 157L10 159V162H8V163L6 162V161H9V159H7ZM30 157L32 159H30ZM89 158H87V159H89ZM238 158H239V160H237ZM11 159H13V160H11ZM37 160L38 161L40 160V161L38 162ZM216 161H217V163H216ZM13 162H15V163H13ZM29 162H30V164H29ZM107 162L108 161L102 162V163L98 164L99 166L94 167V168H96V170L93 169V170H95L94 173L98 170L103 171V169L106 168V166L109 167V165H111V164L112 165L117 164L113 160H109V162H108L109 165L107 164ZM31 163H32V165H31ZM2 164H3V166H1ZM6 164H9V165H6ZM35 164H37V165H35ZM102 166H104V168ZM117 166H118V164H117ZM253 171L254 172L256 171L255 172L256 175ZM98 172H96V173L98 174ZM33 174H35V175H33ZM69 174H71V173H68L65 175V176H67V175L69 176V177L68 176L66 177L67 179H69V182H70L69 184H68V180L65 178V176H64V178H62V180H64V181L66 180L67 181L66 183L69 186L70 185L74 186L73 188H74V192H75V190L78 187L75 188V184H72V183L73 182L77 183V181L79 183V180H78V178L76 180V175L73 174L75 176V178H74V176L70 177ZM95 175H94L95 181H97V179H99V176H101L100 177L101 180L105 179V175L103 172L102 173L99 172L98 175H96V176ZM35 176H36V178L34 179ZM26 177L29 178L28 179L29 182L32 180L34 182L35 181L36 182L34 183L32 181L30 184V183H28V181H26V179H27ZM182 177H184V179H182ZM73 178L75 179V181L72 180ZM23 179H25V180L23 181ZM12 180H14V181H12ZM19 180L23 181L24 183L23 182L21 183ZM101 180H98V181H101ZM3 181L5 183H7L6 184V190H5V186H4L5 183ZM64 181H63V185L66 184V183H64ZM101 182H103V181H101ZM136 182H137V184H135ZM168 182H170V183H168ZM78 183H77V185H78ZM8 184H10V185L8 186ZM16 185H18V187ZM21 185H22V189L20 188ZM29 185H30V187H29ZM60 185H61V183H60ZM68 185L64 188L63 191H65L67 189L69 191L71 190L72 193L69 192L68 190H67V192L71 193L70 195L72 196V195H74V192L72 189H69L70 187ZM93 186H94L93 188H95V189H92L93 191L90 190L91 191L90 199H94L93 195H95V196L97 195L96 192L98 189L96 190V187H95L96 185H93ZM14 187H16V189ZM143 187H145V188H143ZM141 188H142V190H141ZM12 189L15 191V193ZM18 190H19V192H18ZM63 191H62V193H63ZM26 193H27V195H25V196H27V197H25L24 195L21 196L22 194H26ZM69 193H66L65 196L66 195L70 196ZM128 193H129V195H131L135 198V199L133 198L134 200H136V199L138 200V201L136 200L137 202L134 201L136 204L127 203V202H124V201L118 199L119 197L127 195ZM10 194H11V196H10ZM8 195L10 197H6ZM14 196H15V200L17 197L20 198V196H21V198H20L21 201L24 198H26L24 200L27 203L29 202V204H26L24 201H23L24 203L23 202L20 203L21 201L18 199H17L18 202H17V200L15 201ZM144 196H146V197H144ZM8 198H10L11 200L13 199L11 201L12 205L8 204L10 201ZM7 199H8V201H7ZM6 201H7V203H6ZM13 201H14V203H16V202L18 203V204L17 203L14 204V205H17V207L13 205V203H12ZM3 202L6 203L5 208H3V206H4ZM22 204H23V206H22ZM7 205H10L12 207V210L13 211L16 210V212H18V213L15 212V214H14V212L10 209L11 207L10 206L7 207ZM28 205L31 207L29 208ZM14 207H15V209H14ZM8 210H11L10 213L13 212V214L17 215L18 217H15L13 214H12V217L10 216V214H8V216H10L11 218L6 217V215H7L6 213H8ZM27 210L30 211V212H28L29 214L27 213ZM136 210H138L139 214H141V212H142V215H141L142 218L141 219L137 220L135 218H132V220H136V221H132L130 219L129 222H127V223H124L121 220L122 219L121 217H124L123 219H125L127 216L129 217V215L133 214ZM25 211L29 216L26 213H24ZM122 212H124V213H122ZM85 213H86L85 217H89L91 215V212L88 209L85 211ZM143 213H145V214L143 215ZM24 214H25V216L27 215V217H24ZM16 218H17V220H16ZM14 219H15V221H14ZM22 219L24 221L22 222V225H21V223H19V222H21ZM7 220H9V221H7ZM19 220H21V221H19ZM116 220L118 221V223ZM11 222H12V224H11ZM15 222L17 224L16 225L14 224V226H15V228H18L16 230L13 226H11ZM121 222H123V223H121ZM18 225H19V227H17ZM4 228H2V234L4 233V231H3ZM139 228H141V230ZM103 231L105 233H103ZM107 231L110 233H108ZM134 231H135V233H134ZM136 231H138V232H136ZM141 232H143V233H141ZM13 233H15V234H13ZM130 233H131V235H129ZM135 234H137L138 236L137 235H136L137 237L134 236ZM1 236L2 235H0V241H1L0 245H1V243H4V241H5L4 239H6V238L2 239L3 236L2 237ZM106 236H108V238ZM130 236H132V237H130ZM102 237H104V238H102ZM98 240H100V241L98 242ZM141 240H142V242H141ZM107 241H108V247H106L107 245H105V244H107ZM92 242L94 243L93 245H92ZM100 244L102 245V247ZM96 247H98V249ZM160 250L164 251L165 256L160 258L159 260H157L156 255H158V252ZM88 252L86 254L89 255ZM93 253H94V251H93ZM93 253L91 252L90 254L93 255ZM91 255H90L89 259H92ZM171 260H172V262H170ZM93 262L94 261L91 260V262L89 264H93ZM78 264H87V263H78Z\"/></svg>",
    "mask_w": 264,
    "mask_h": 264
}]
</instances>
